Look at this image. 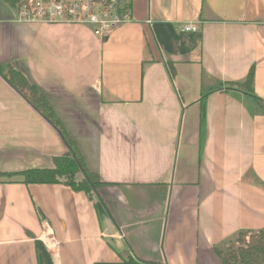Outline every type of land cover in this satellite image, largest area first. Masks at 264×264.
Masks as SVG:
<instances>
[{
  "label": "crops",
  "instance_id": "1",
  "mask_svg": "<svg viewBox=\"0 0 264 264\" xmlns=\"http://www.w3.org/2000/svg\"><path fill=\"white\" fill-rule=\"evenodd\" d=\"M125 1L102 39L0 0V65L42 89L106 183L88 196L5 174L67 148L0 75V264H219L214 245L264 229V0ZM251 67L254 96L224 90Z\"/></svg>",
  "mask_w": 264,
  "mask_h": 264
},
{
  "label": "trees",
  "instance_id": "2",
  "mask_svg": "<svg viewBox=\"0 0 264 264\" xmlns=\"http://www.w3.org/2000/svg\"><path fill=\"white\" fill-rule=\"evenodd\" d=\"M15 9L20 0H3ZM170 78L174 68L167 65ZM0 75L12 86L54 129L66 145L63 155L53 157L50 168H31L7 176H21L24 184H64L74 191H82L90 196L97 193L105 182L97 173L90 171L77 146L76 141L63 126L42 89L29 81L24 73L10 63L0 65ZM254 70L251 67L247 75L237 81L226 83L224 90H239L253 95ZM258 110L264 114V102L254 96ZM264 187L263 183L258 182ZM234 237V238H232ZM232 237L213 246L214 253L220 259L219 264H264V229L240 230Z\"/></svg>",
  "mask_w": 264,
  "mask_h": 264
},
{
  "label": "built area",
  "instance_id": "3",
  "mask_svg": "<svg viewBox=\"0 0 264 264\" xmlns=\"http://www.w3.org/2000/svg\"><path fill=\"white\" fill-rule=\"evenodd\" d=\"M130 9L125 0H20L14 14L20 22L81 25L105 39L130 20ZM182 30L194 32L198 26L186 23Z\"/></svg>",
  "mask_w": 264,
  "mask_h": 264
},
{
  "label": "rangeland",
  "instance_id": "4",
  "mask_svg": "<svg viewBox=\"0 0 264 264\" xmlns=\"http://www.w3.org/2000/svg\"><path fill=\"white\" fill-rule=\"evenodd\" d=\"M232 238H234V237H232Z\"/></svg>",
  "mask_w": 264,
  "mask_h": 264
}]
</instances>
